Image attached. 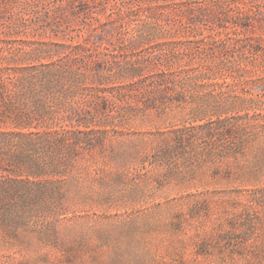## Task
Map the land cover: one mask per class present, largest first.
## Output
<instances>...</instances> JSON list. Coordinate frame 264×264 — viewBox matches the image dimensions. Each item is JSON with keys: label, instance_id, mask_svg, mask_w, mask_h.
<instances>
[{"label": "rangeland", "instance_id": "374dc122", "mask_svg": "<svg viewBox=\"0 0 264 264\" xmlns=\"http://www.w3.org/2000/svg\"><path fill=\"white\" fill-rule=\"evenodd\" d=\"M0 264H264V0H0Z\"/></svg>", "mask_w": 264, "mask_h": 264}]
</instances>
